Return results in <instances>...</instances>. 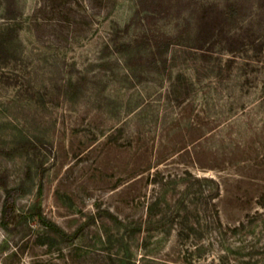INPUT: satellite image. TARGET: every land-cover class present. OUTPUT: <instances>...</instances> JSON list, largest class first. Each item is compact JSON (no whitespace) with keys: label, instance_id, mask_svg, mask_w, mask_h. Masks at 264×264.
<instances>
[{"label":"rangeland","instance_id":"374dc122","mask_svg":"<svg viewBox=\"0 0 264 264\" xmlns=\"http://www.w3.org/2000/svg\"><path fill=\"white\" fill-rule=\"evenodd\" d=\"M231 3L203 43L200 18ZM254 9L0 0V173L25 188L0 264H264V29L227 50Z\"/></svg>","mask_w":264,"mask_h":264},{"label":"trees","instance_id":"16d2710c","mask_svg":"<svg viewBox=\"0 0 264 264\" xmlns=\"http://www.w3.org/2000/svg\"><path fill=\"white\" fill-rule=\"evenodd\" d=\"M238 7L239 5L237 3H231L228 8H221L219 9V13L217 14L218 16H209L207 13H204L201 18H200V24H199V31L198 34L200 35V39L202 40L203 43L209 42L212 36L216 34H221L224 32V21L230 16H233L236 12H238ZM9 14V13H8ZM255 25L258 28L264 29V0H255V9L252 14L248 16V23L244 30L247 32L245 34H240V33H233L227 35V39L231 40V45L227 47V50L229 51H235L238 50L240 47H249L250 45L253 46L251 47L254 50H258L256 48L255 43V37L249 33L250 30H253V27ZM9 39L8 37L6 38H1L0 36V64L2 62H5L6 60L9 59L10 57V52H9V43L7 42ZM173 42V39L171 37H166V38H159V41L156 42V46L158 49L159 55L162 54ZM202 44V43H201ZM201 46V45H200ZM196 180L200 179H209V177L206 176H195ZM8 178L7 174L5 173H0V186L4 187V196H3V201L1 205V214H0V224L4 228H8L10 224L13 222L14 217H15V202L16 198L21 195L24 191V182L21 181L20 183L16 185L9 186L8 185ZM218 187L216 188V191L214 192H209V193H201L199 197H197L201 202L208 204V199H214L218 195ZM199 192H201V189H199ZM214 205V201H213ZM185 206V205H184ZM215 206V205H214ZM213 218H212V223L220 222L219 216H218V211L217 208L215 207L213 209ZM188 218L184 217L181 221V229L178 230V234L181 236L182 234H188V230H196L195 225H190L188 227ZM196 225H200V220L196 219L194 221ZM201 234V232L199 233ZM121 264H125L124 262Z\"/></svg>","mask_w":264,"mask_h":264}]
</instances>
